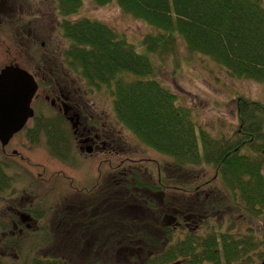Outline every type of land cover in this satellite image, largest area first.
<instances>
[{"label": "trees", "instance_id": "obj_1", "mask_svg": "<svg viewBox=\"0 0 264 264\" xmlns=\"http://www.w3.org/2000/svg\"><path fill=\"white\" fill-rule=\"evenodd\" d=\"M112 1L158 32L145 35L141 44L146 51L141 53L134 43L99 19L74 18L85 0H55L61 33L68 41L64 55L70 68L93 88L110 89L118 120L144 143L170 156L172 163L182 169L212 166L235 207L250 216L264 217V102L240 97L238 128L231 136H214L191 119L189 108L176 103L177 94L157 77L150 57L155 53L165 56L175 50L181 37L190 50L225 67L232 77L264 82V0H93L97 5ZM46 114L38 112L31 128L47 137L56 157L66 159L68 153L60 142L62 131L67 128L64 119L58 114ZM135 163L132 171L118 174V179L124 178L125 183L128 180V187L145 186V177H169L165 165L160 164L159 174L147 171L148 164ZM122 165L120 169L129 166ZM135 194L138 198L142 195L140 190ZM133 213H118L112 232L109 220L101 221L102 229L105 224L108 227L101 231L103 248L106 240H114L118 245L130 242L134 248L144 249L166 239L155 229L160 225L157 217L149 220L136 211ZM174 235L184 236L174 241ZM166 237L173 242L169 256L200 247L202 251L195 255H207L218 247L217 242H222L228 256L241 255V250L247 255L260 244V256L264 258V232L258 236L253 232L238 235L211 230L199 237L189 232H167ZM46 240L45 233L41 241ZM184 242L188 243L187 249ZM229 242L246 244L228 245ZM0 264L7 263L1 260ZM31 264L71 262L53 250L36 255Z\"/></svg>", "mask_w": 264, "mask_h": 264}, {"label": "rangeland", "instance_id": "obj_2", "mask_svg": "<svg viewBox=\"0 0 264 264\" xmlns=\"http://www.w3.org/2000/svg\"><path fill=\"white\" fill-rule=\"evenodd\" d=\"M0 8H2L0 11V70L8 64L15 63L29 71H35L37 65L34 66L33 58L28 53H32L38 61L44 53H47L53 56V59L59 60V63L71 67L64 55L68 41L61 33V17L56 9L55 0H0ZM83 16L97 18L108 24L121 36L134 43L141 53L146 51L141 44L145 35L158 32L147 22L125 13L116 1L97 5L93 0H85L80 12L74 18ZM150 57L155 65L157 77L177 94L176 103L189 108L191 119L214 136L222 134L231 136L238 128L237 103L240 97L264 102V82L232 77L225 67L199 52L190 50L181 37H178L175 50L165 56L155 53L150 54ZM39 64L42 65V63ZM48 73L49 71L45 70L44 74L47 77ZM72 78H74L75 90L78 91L76 94L84 99L87 119H95L97 123L105 122V120L113 121L112 123L116 125L118 137L116 163L125 161L123 165L133 166L136 161H141L143 166L148 164L147 171L152 170L159 174L160 164L165 165L168 176L175 179L171 180L172 183L182 187L181 190H177V195L184 192L185 196L194 195L186 192L196 191L197 187H199L197 191L203 193L201 201L197 203V206L201 208L193 209V206L189 204L182 207L184 213L193 212L196 215L194 219H200L204 215L211 216L213 200L217 199L221 203L226 194L212 166L202 164L187 169L176 166L172 163L173 159L170 156L150 147L130 129L123 126L115 114L114 98L110 89L105 86L101 89L93 88L75 71L70 79ZM46 138L43 136L38 143H31L23 130L4 148L0 142V159L10 164L9 176L19 179L17 184L13 183L14 186L25 191H32L38 197L37 205L34 201L35 210L39 212L45 209L48 213L50 205L53 204L54 214L48 213L45 216L47 218L41 219V224L48 221L53 224L54 231H57L61 230L62 226L58 223L60 216L56 215L55 211L63 209L66 199L76 197L83 188L95 183V179L100 176L107 178L111 164L105 162L104 156L100 154L77 155L71 162L62 161L49 150ZM14 149H18L17 152L20 153L15 154ZM203 188L204 190H201ZM84 192L87 191L84 190ZM118 196L121 197L119 194ZM123 209L128 211L125 212L126 214H134L130 212L126 204H123ZM134 209L136 211L137 208L134 207ZM136 212L140 217L143 216L149 220L159 216L148 208L138 209ZM224 212L231 213L237 225L239 224L240 229H238L241 234L253 232L261 236L264 232V217L250 216L238 207L232 206ZM44 234V231L39 230L29 234H24L20 229L12 230L4 238V251L7 255L4 261L7 264H31L36 255H46L53 250L64 256L69 254L73 258L83 257L78 251L76 255L74 250L69 253L64 252L63 245L60 246L62 239L60 237L53 240L52 247H45L41 243ZM75 237L77 239V234ZM134 250L137 251V249ZM77 261L76 264H85L82 259ZM86 264L89 263L86 262Z\"/></svg>", "mask_w": 264, "mask_h": 264}, {"label": "flooded vegetation", "instance_id": "obj_3", "mask_svg": "<svg viewBox=\"0 0 264 264\" xmlns=\"http://www.w3.org/2000/svg\"><path fill=\"white\" fill-rule=\"evenodd\" d=\"M28 54L33 58L34 66L37 65L35 71H30L38 83V90L32 101L35 113L25 127L10 139L9 143L23 130L29 142L38 143L45 136L42 132L31 128L36 124L35 117L38 112H47L46 116L58 114L61 115L67 126L66 130L62 131V140L60 141L61 146L68 153L66 159L56 157L53 154L49 140L45 136L48 148L56 158L71 162L77 155L100 154V156H104V161L110 163L111 166L107 178L100 176L95 179V183L83 188V191L76 194V197L66 199L63 209L60 208L55 211L56 215L60 216L58 223L61 224L62 229L54 231L52 223L46 221L45 224H41V219L47 218L45 216L48 213L54 214L53 204L50 205L48 213L45 209H41L39 212L35 210L34 201L37 205L38 197L32 191H25L14 186L19 179L9 176L10 164L8 161L0 159V196H2L0 198V261L7 259L6 251H4V238L12 230L20 229L24 234L33 233L35 230L44 231L47 240L41 241V243L45 247H52L54 239L62 238L60 246L63 245L64 252L69 253L74 250L75 255L77 251L80 256L83 255V257L73 258L69 254H65V260L71 264H76L78 259L84 260L85 264L86 262L89 264H263L264 258L260 256L262 251L260 244L250 250L247 255L241 250V255L228 256L225 243L217 242L218 247L209 251L207 255H195L202 251V247H200L195 251H185L176 256H169L173 242L167 239V232L175 234L189 232L199 237L201 233L217 230L242 235L239 224L237 225L231 213L224 212L225 209H231V206L235 207L230 201L229 194H225L221 203L217 199L213 200L211 216L204 215L200 219H194L196 215L191 211L184 213L182 207L191 204L193 209L201 208V206H197L203 195L197 191L199 187L196 188V191L189 190L186 192L194 195L185 196V192H178L177 195V190H181L182 187L172 183L171 180H175L174 177L161 176L145 177L143 179L146 183L145 186L128 187V180L125 183L124 178L118 179V174H125L132 171L133 168L128 166L120 169L119 164L116 163L118 137L117 127L112 123L113 121L100 122L97 119L100 122L97 123L94 121L95 119H87L84 99L76 94L78 91L75 90L74 78L70 79L74 75V71L72 72L68 66L59 63V60L53 59V56L47 53L41 57L40 61L42 62L34 58L32 53ZM45 70L49 71L48 77L44 74ZM40 91L41 93H39ZM56 133L60 135L59 131ZM1 144L3 148L8 145H3L2 142ZM17 151L18 149H14L15 154L20 153ZM123 163L121 162L120 165ZM84 190L87 192L85 193ZM139 190L142 195L138 198L135 191ZM184 201L187 202L184 203ZM27 202L29 203L26 204ZM123 204L127 205L131 213L134 212V207L137 208L136 211L148 208L158 213L157 221L160 225L155 229H158L161 236L166 239L161 244L148 246L144 249L134 248L130 242L118 245L114 240L110 243L106 240L103 243V248L100 239L101 231L107 230L108 227L105 224L102 229L101 221L109 220L111 231L115 227V219L118 213L126 214L125 212H128L123 209ZM221 204L223 205L222 208H216V205ZM215 213L217 214L212 217ZM8 230L10 232H7ZM183 236L174 235V241H176V237L180 239ZM178 244L182 243L178 242ZM183 244L184 249H187L188 243L184 242ZM237 244L246 243H228V245ZM214 253L218 255H213ZM84 254L88 256L86 257Z\"/></svg>", "mask_w": 264, "mask_h": 264}, {"label": "water", "instance_id": "obj_4", "mask_svg": "<svg viewBox=\"0 0 264 264\" xmlns=\"http://www.w3.org/2000/svg\"><path fill=\"white\" fill-rule=\"evenodd\" d=\"M37 90L38 83L28 69L8 64L0 70V141L3 145L34 116L32 101Z\"/></svg>", "mask_w": 264, "mask_h": 264}, {"label": "bare ground", "instance_id": "obj_5", "mask_svg": "<svg viewBox=\"0 0 264 264\" xmlns=\"http://www.w3.org/2000/svg\"><path fill=\"white\" fill-rule=\"evenodd\" d=\"M120 165V164H119ZM184 192V191H183Z\"/></svg>", "mask_w": 264, "mask_h": 264}]
</instances>
